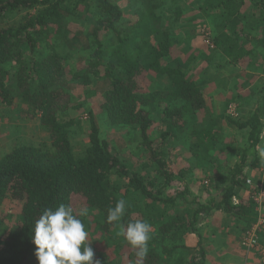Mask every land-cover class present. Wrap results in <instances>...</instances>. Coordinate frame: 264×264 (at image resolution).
<instances>
[{
    "label": "trees",
    "instance_id": "obj_1",
    "mask_svg": "<svg viewBox=\"0 0 264 264\" xmlns=\"http://www.w3.org/2000/svg\"><path fill=\"white\" fill-rule=\"evenodd\" d=\"M131 1L136 13L132 20L124 19L113 0H0L4 20L16 10H28L22 20L0 26V100L16 101L22 109H29L28 114L48 129L49 137L41 145H17L0 157V264H38L32 241L35 221L46 209L54 210L60 204L74 209L88 236L106 242L104 249L101 243L88 241L99 264H210V244L219 239L206 242L201 232L204 219L218 210L227 214L231 228L219 247L229 242L227 234H247L256 221L255 188L245 182L262 165L257 146L264 132V85L256 86L255 95L235 98L243 102L256 99L246 119L227 115L243 135L242 149L237 150L234 142H224L215 132L222 117L207 110L204 82L188 74L185 62L173 58L176 42L164 22L181 16L175 6L178 0ZM86 2L95 6V15L86 18L89 26L77 30V39L71 37L68 45L61 39L70 50L60 52L59 42L42 44L43 31L55 23L69 30L65 19H80L76 7ZM245 3L200 0L214 30L211 52L221 53L226 63L238 68L244 67L247 57L250 67L262 59L264 68V13L256 17L253 11L242 12ZM254 4L264 12V0ZM110 35L114 44L108 50L103 38ZM78 52L85 64L75 67L69 78L68 54ZM211 52H199L193 62L200 57L209 59ZM154 76L166 78L167 88H150ZM101 80L109 85L102 104L107 120L140 130L144 148L157 167L152 178L140 177L136 167L113 152L92 110H80L78 118L70 113V88L82 85L89 95L96 92L91 84ZM155 110L167 124L163 137L168 148L163 143L155 146L150 139L149 128L157 121ZM88 117V139L81 147L75 138ZM172 138L188 150L182 153L185 158L179 169L174 164L181 156L173 151L177 144ZM198 169L204 173L202 184L221 183L205 201L191 190L190 181ZM7 199L22 205L18 215L5 206ZM119 200L125 201V214L109 223L108 209ZM81 210H86L83 216H79ZM12 215L17 220L8 226ZM135 220L151 225L152 238L142 261L122 235ZM257 231L262 236L264 228ZM185 237L191 243L178 244Z\"/></svg>",
    "mask_w": 264,
    "mask_h": 264
},
{
    "label": "rangeland",
    "instance_id": "obj_2",
    "mask_svg": "<svg viewBox=\"0 0 264 264\" xmlns=\"http://www.w3.org/2000/svg\"><path fill=\"white\" fill-rule=\"evenodd\" d=\"M113 1L122 9L124 19L130 18L132 20L136 17L135 6L131 0ZM255 1L256 0H246V3L242 6V12L247 13L253 11L257 14L256 17H261L259 14L264 12L255 6ZM175 6L182 12L179 19L170 18V20L164 22L167 29L172 34L173 40L177 43H174L176 50L173 58L185 62L184 66L186 65L187 68H190V70H187L188 74L197 80L199 79L201 82H204L202 83V92L207 103V110H210L209 112H212L214 115L218 114L222 117L220 123L215 127V132L218 133L219 139L223 138L224 142H234L236 149L241 150L243 135L238 132V129L229 123L227 115L242 117L245 119L249 116L251 112L250 110L254 108V102L256 99L248 97L249 99L248 101L246 100L245 103L243 102V99L235 98L240 94H242L243 97L246 96V98L252 93L255 95L256 86L261 87L264 85V68L263 66H260L263 61L260 58L261 60L258 64L250 67L248 66L250 58L247 57L245 63L242 65L244 67L242 68L234 67L226 63L222 56H220L221 53L211 52L213 44L210 40V34L211 32H214V30L209 18L205 17L204 11L200 7V0H178ZM94 11L95 6L92 4L80 3L75 11L80 14V19L66 18L65 28H68L69 30L60 29L56 23L51 25L49 29L43 31L42 44H47L49 42L54 44L59 42L58 50H60V52H67L70 50V47L63 46L61 39H64L66 45L70 43L71 37L74 36V39H77V30L89 26L86 18L88 17L89 20L91 16L95 15ZM27 12L28 10L19 9L13 12L12 15L5 20L0 18V26L22 20ZM174 14L175 13H173V15ZM103 41L108 46V50L112 48L110 47L111 43H113L111 35L104 37ZM77 43L79 44V41ZM43 48H40V51H42ZM71 51L76 52L73 49ZM199 52H206V54L211 52L209 54L211 56H209V59H202L200 57L193 62V59ZM80 54L82 53L78 52L74 55L68 54L70 64L67 66V74L69 78H72L74 75L75 67L81 68L85 64V60L80 59V57H82ZM168 84L169 82L166 78L162 76H154L151 80L150 88L154 90L159 88L166 89ZM91 87L96 92H92L89 95L85 93V87L82 85L76 86V84H74V86L70 88L73 100L71 102L72 110H70V113L78 118L80 110L85 109L87 112L88 110H92L101 128L102 135L110 142L113 152L116 154L118 153L120 158L126 162V164L128 163L132 167H136L137 175L140 177L149 176L152 178L156 174L155 168L157 167L151 162L150 157L144 148L145 145L139 132L140 130L111 124L107 120L106 114L102 108L104 101L103 92L109 87L108 83L101 80L98 83H92ZM241 102H243V104ZM28 111L31 112L29 109H22L16 101L12 104H7L0 100V157L6 152L11 151L17 145H41V143L49 138L48 129L41 124L37 117L28 114ZM154 115L155 118H157V121H155V123L149 128L150 139L154 142L155 146L163 143L162 147L168 148L170 145H167V140L163 137V134L168 129L167 124L163 120L161 121L156 110L154 111ZM202 115L204 116L205 114L203 113ZM89 120V117L83 120L81 128L78 129L79 135L75 138L76 144L81 147L86 144V140L88 139ZM171 140L173 144H177L175 143L177 139L172 138ZM260 147L264 148V132ZM185 148L186 147H184L179 141L176 150H173L174 152L180 153L181 156L180 158L177 157V162L174 164V167H178V169L183 166V163H180L182 161V156L184 155L182 153L188 154V150ZM236 151L234 153H236ZM225 155L226 154L224 153L222 158H225ZM235 158L236 156H233L231 161L235 160ZM261 164L262 165H260L259 168H256L252 175H250L255 181L260 178L264 180V164ZM203 177L204 173L198 169L195 171L194 177L190 181L191 190L201 201L207 200L209 194L215 192L214 188L217 189V186L221 185L220 182H217L213 186L216 181H214V183L208 182L202 184L200 180H202ZM116 178L117 175L116 177H112V180L114 179L113 182L117 181L115 180ZM118 179H120V176ZM262 192L264 194V191ZM244 194L245 193H243V195ZM4 204L8 208L10 206L14 210L12 213L15 215H18L21 209L19 206L22 207L19 203H12L10 199H7ZM81 205L82 204L79 201L78 208ZM211 215L203 220L201 226V232L207 238L206 242L211 243L215 238L219 239L210 244L212 246V251L210 253L212 258L210 259V264H264V233L261 236L258 234V231L254 233L255 230H251L252 227H259L255 224L256 222L252 224V227L249 228L247 234L244 232L239 234H227V236L229 235L228 241L235 240L231 243L233 245L238 244L239 249H234L236 246H231L229 243L223 244L219 247L220 242L222 243L225 241L224 236L226 233L230 232L229 228H231V225L229 226V219L218 217V215ZM255 216L257 218V215ZM16 220L17 217H12L10 223H7L8 226H11ZM5 226L7 227L6 224ZM4 232L5 231L3 230L2 234ZM234 234L236 236H233ZM88 240L92 243L95 242L97 246L101 243V247L104 249L107 247L106 242H101V239L98 237L93 236L92 238L89 235ZM184 243L190 244L191 241L185 237L180 240L178 244ZM173 264L179 263L176 261Z\"/></svg>",
    "mask_w": 264,
    "mask_h": 264
},
{
    "label": "clouds",
    "instance_id": "obj_3",
    "mask_svg": "<svg viewBox=\"0 0 264 264\" xmlns=\"http://www.w3.org/2000/svg\"><path fill=\"white\" fill-rule=\"evenodd\" d=\"M264 163V148L257 146ZM125 201L119 200L114 208L108 209L109 223L117 222L125 214ZM86 210H81L83 216ZM127 242L137 249L141 261L146 257L151 240V225L147 221H130L122 231ZM32 241L36 246L38 264H99L94 260V249L90 246L88 232L71 206L60 204L54 210L46 209L35 221Z\"/></svg>",
    "mask_w": 264,
    "mask_h": 264
},
{
    "label": "built area",
    "instance_id": "obj_4",
    "mask_svg": "<svg viewBox=\"0 0 264 264\" xmlns=\"http://www.w3.org/2000/svg\"><path fill=\"white\" fill-rule=\"evenodd\" d=\"M246 186L255 188V191L253 193L254 200L256 201V210H257V218H256V225L259 226L258 228H253L252 230H255L254 233L257 232V230L264 227V194L262 191H264V180H254L252 177L249 176L245 182Z\"/></svg>",
    "mask_w": 264,
    "mask_h": 264
},
{
    "label": "crops",
    "instance_id": "obj_5",
    "mask_svg": "<svg viewBox=\"0 0 264 264\" xmlns=\"http://www.w3.org/2000/svg\"><path fill=\"white\" fill-rule=\"evenodd\" d=\"M221 213V214H220ZM212 215H218V217H222V218H226L227 217V214L226 213H224V212H222V211H215ZM211 215V216H212ZM220 215H223V216H220ZM256 217V216H255ZM235 241V240H234ZM233 240H231L230 242H228L229 244H231V246H236V248H234V249H239L238 247H239V245L238 244H236V245H233L231 242H234ZM211 248H212V246H211ZM234 253V252H233ZM230 255V254H229ZM209 258L211 259L212 257H211V254L209 255Z\"/></svg>",
    "mask_w": 264,
    "mask_h": 264
}]
</instances>
